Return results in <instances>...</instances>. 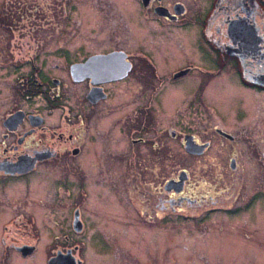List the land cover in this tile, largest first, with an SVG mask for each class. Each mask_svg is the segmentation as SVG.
I'll use <instances>...</instances> for the list:
<instances>
[{"label": "flooded vegetation", "instance_id": "flooded-vegetation-1", "mask_svg": "<svg viewBox=\"0 0 264 264\" xmlns=\"http://www.w3.org/2000/svg\"><path fill=\"white\" fill-rule=\"evenodd\" d=\"M60 14L63 28L56 27ZM244 24L254 35L250 45ZM192 30L191 52L183 37ZM216 87L228 97L227 106L220 105L223 127L209 116L217 113ZM218 137L225 154L210 150V156ZM122 138L125 152L119 148ZM138 143L160 145L163 154L181 150L171 159L140 154L146 161L207 165L214 185L217 168H225L222 201L210 188L208 194L190 189L182 168L165 181L169 199L156 196L158 211L188 217L191 212L183 214L182 207L197 215L219 203L230 217L253 214L241 227L261 228L255 215L264 211V0H0V191L26 197L38 168L66 164L59 172H72L68 155L101 164L102 170L106 164L136 163ZM60 176L52 183L68 197V179ZM9 183L18 187L7 189ZM10 196L0 200L1 209L14 212L0 223V264L10 257L28 264L53 258V264H86L79 206L71 233L40 236L22 212L30 206L10 202ZM22 206L26 210L16 211ZM51 224L68 227L63 220ZM10 226L27 235H6Z\"/></svg>", "mask_w": 264, "mask_h": 264}, {"label": "rangeland", "instance_id": "rangeland-1", "mask_svg": "<svg viewBox=\"0 0 264 264\" xmlns=\"http://www.w3.org/2000/svg\"><path fill=\"white\" fill-rule=\"evenodd\" d=\"M57 5L59 7L58 3ZM60 16L61 14L58 15L57 28L65 27L64 20ZM184 33L190 35L188 38L185 36L183 38L192 52L196 32L192 30ZM189 56L194 58L192 53ZM173 65L167 64L166 66ZM216 81L219 83L220 79ZM216 88V100L218 101L216 106L214 102V109L217 113L214 114L211 111L209 116H211L212 123L223 127L225 121L221 115L220 105L227 104L228 97L223 87ZM223 141L219 137L215 138L211 149L207 148L208 155H213L214 153L210 150H214L217 152V157L224 156L225 143ZM123 142H126V138L121 139L122 144ZM123 146L124 144L119 147L121 152H125ZM174 146L178 147L177 144ZM161 148L160 145L148 147L138 143L137 152L134 151L137 156H141L138 160L145 162L122 161L106 164L104 170L101 169V164L87 163L84 160L79 162L68 155V160L75 164L68 166V169L73 170L72 172L68 170V174L63 175L60 172L65 169L59 172L66 164L59 167L49 165L48 168L40 167L38 172L30 176L32 178L30 189H28L30 194L27 193L25 197L19 192L16 195V191L9 190L5 193L0 191V200H5L11 195L10 202L18 201L23 206L26 202L30 206L28 210L22 206L16 211L26 210L22 212H26L35 221L38 225L36 230L40 236L59 235L61 232L71 233L69 225L76 212L75 206H79L80 219L85 225L80 236L86 237L84 241L86 264H264V211H259L255 215L261 228L252 223H249L248 228L241 227L242 221L252 218L253 214L230 217L226 212V207L219 203L216 205L211 203L210 207H206L197 215L191 214L195 212L193 208L187 210L182 207L183 214L191 212V216L188 217L181 215L182 211H171L170 209L158 211V207L154 205L156 196L161 197V193H164V197L169 199V192L163 189L165 181L176 177L182 168L188 172L186 181L190 189L196 187L204 194H208L210 188L214 194L216 192L214 199L218 197L219 201L224 198L220 196L219 191H223L224 187L219 183L225 180L224 167H218L219 170L217 168L221 174L217 176L219 182L214 185L209 181H214L215 176L209 174L210 169L207 165L205 168L200 167L191 159H185L182 163L170 160L160 162L156 158L163 154ZM167 150L169 153L164 152L163 154L167 156V159H171L169 155L177 156L181 151L170 148ZM150 152L153 155L157 153V157L146 161L147 158L140 154ZM65 160L62 163H65ZM59 175L62 179L64 177L68 179L70 188L68 197L65 193L57 191L52 183ZM33 184L35 187L32 189ZM79 186L82 189H78ZM10 187L15 189L18 186L16 183L14 185L9 183L7 189ZM207 209L210 210L209 213ZM13 213L0 208V223L5 216ZM54 220L67 221L68 227L54 228L51 224ZM161 220H164V223H161ZM16 231L15 227L10 226L6 235H27L26 231L21 233ZM14 262V258L10 257L6 264ZM15 264H28V261L18 259Z\"/></svg>", "mask_w": 264, "mask_h": 264}, {"label": "water", "instance_id": "water-1", "mask_svg": "<svg viewBox=\"0 0 264 264\" xmlns=\"http://www.w3.org/2000/svg\"><path fill=\"white\" fill-rule=\"evenodd\" d=\"M238 21L237 20H233V22H232V25H234L235 23H237ZM245 25V24H244ZM246 26V25H245ZM247 27V26H246ZM245 28V27H244ZM247 32H248V45H250V44H252L253 43V36L254 35H252V29H250V27H247ZM87 66V65H86ZM78 68H80V69H82V65H80V67H78ZM188 144V143H187ZM180 182H181V180L183 179V176L181 175L180 176ZM171 183V181L168 183V184H170ZM171 186H173L174 187V185H171ZM20 250L21 251H23L24 253H26V250H25V248H23V247H21L20 248ZM62 260H66L65 258H62V257H60ZM56 258H53L52 260H50L49 261V264H53V262H56ZM59 263V262H58Z\"/></svg>", "mask_w": 264, "mask_h": 264}, {"label": "bare ground", "instance_id": "bare-ground-1", "mask_svg": "<svg viewBox=\"0 0 264 264\" xmlns=\"http://www.w3.org/2000/svg\"><path fill=\"white\" fill-rule=\"evenodd\" d=\"M231 28V27H230Z\"/></svg>", "mask_w": 264, "mask_h": 264}]
</instances>
